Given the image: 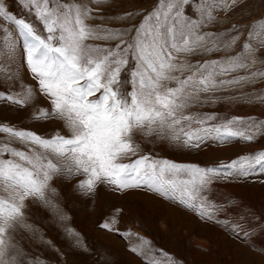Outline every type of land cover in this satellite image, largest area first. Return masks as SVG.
I'll return each mask as SVG.
<instances>
[{"label":"snow or ice","instance_id":"obj_1","mask_svg":"<svg viewBox=\"0 0 264 264\" xmlns=\"http://www.w3.org/2000/svg\"><path fill=\"white\" fill-rule=\"evenodd\" d=\"M113 2L19 0L31 17L26 19L0 0V57L6 62L0 89L23 80L19 67L35 81L20 83L16 92L0 91V101L26 108L42 96L48 106L33 118L61 124L45 137L0 123V264H51L53 258L67 264L63 247L35 223L40 209L63 229L69 248L90 251L59 203L55 185L73 179L85 196L95 197L104 186L175 203L264 253L256 247L264 241V213L250 209L228 218L229 209L208 194L216 180L264 174V149L205 167L143 147L159 142L202 150L211 142L264 138V119H221L202 111L225 96L264 105V91H246L264 89V10L233 21L257 0H153L148 9L116 16L119 26L96 23ZM258 3L264 8V0ZM130 61L125 89L122 76ZM18 63L15 72L7 67ZM114 211L98 228L135 236L138 243L129 251L143 264H182L138 233L122 232L123 210Z\"/></svg>","mask_w":264,"mask_h":264},{"label":"rangeland","instance_id":"obj_2","mask_svg":"<svg viewBox=\"0 0 264 264\" xmlns=\"http://www.w3.org/2000/svg\"><path fill=\"white\" fill-rule=\"evenodd\" d=\"M7 6L14 15L31 19L19 0H6ZM153 0H114L111 9L102 13L96 23L107 27H116L120 21L115 17L125 10L138 11L148 9ZM264 10L255 3L252 8L238 10L233 21L247 18L250 11ZM19 59V58H18ZM22 63V61H20ZM6 66L0 57V68ZM134 62L130 61L128 71L123 73L126 81L125 89L130 87L129 72ZM12 72L18 64L7 65ZM23 77L16 85H5L0 91L16 92L20 90V83L34 85L31 74L19 67ZM246 91H264L259 86ZM47 101L37 96L33 103L26 108H17L14 104L0 101V123L10 124L17 128H25L38 134L50 137L61 128L58 121L36 120L33 118L39 108H46ZM202 111L214 113L225 119L234 116L256 117L264 119V105L246 103L242 98L231 100L225 96L213 105L206 106ZM66 131V130H65ZM2 135V134H0ZM145 151L161 158H167L180 163H195L200 166L211 167L220 163H227L239 155L254 153L264 149V138H257L253 143L234 140L230 144L211 142L209 147L202 150H188L167 143L145 144ZM75 179L62 180L55 185L59 191V203L71 217L70 226L78 230L85 237L90 251L71 249L64 238L63 229L52 222L51 214L40 209L36 214L35 223L46 233L49 239L56 241L63 247L67 264H143L141 257L129 251L132 244L138 243L135 236L127 239L115 233H108L98 228L106 218L115 216L114 209L123 211L119 214L122 232L131 230L151 241L156 250H162L182 264H264V253L247 247L239 240L230 236L227 231L213 224L201 221L195 214L184 210L175 203L163 200L143 191H129L123 194L113 193L110 189L100 186L95 197L85 196L75 190ZM214 202L229 209L228 218L243 214L250 209L264 213V174L254 173L244 177H233L230 180H216L208 193ZM39 208V205L35 206ZM222 218L225 214H221ZM257 248H264V241L257 240ZM36 251L45 254L37 247ZM159 256V251H157ZM51 264H58L55 258ZM63 264V260L59 262Z\"/></svg>","mask_w":264,"mask_h":264}]
</instances>
